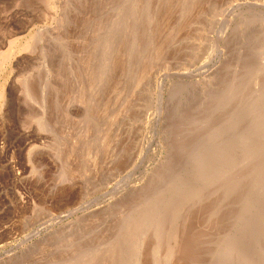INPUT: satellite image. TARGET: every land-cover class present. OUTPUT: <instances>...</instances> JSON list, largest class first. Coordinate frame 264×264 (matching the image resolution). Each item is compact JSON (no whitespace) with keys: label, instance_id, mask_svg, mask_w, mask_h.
I'll return each mask as SVG.
<instances>
[{"label":"rangeland","instance_id":"1","mask_svg":"<svg viewBox=\"0 0 264 264\" xmlns=\"http://www.w3.org/2000/svg\"><path fill=\"white\" fill-rule=\"evenodd\" d=\"M0 264H264V0H0Z\"/></svg>","mask_w":264,"mask_h":264},{"label":"bare ground","instance_id":"2","mask_svg":"<svg viewBox=\"0 0 264 264\" xmlns=\"http://www.w3.org/2000/svg\"><path fill=\"white\" fill-rule=\"evenodd\" d=\"M32 90V89H31ZM160 199H162V198H160ZM143 206V205H142ZM137 208V207H136ZM159 213V212H158ZM136 216V215H135ZM147 216V215H146ZM149 218V217H148ZM130 221V220H129ZM131 242V241H130ZM134 243V242H133ZM130 244V243H129ZM127 245V244H126ZM120 246V245H119ZM130 249V248H129ZM111 250V249H110ZM156 250V249H155ZM86 251V250H85ZM96 251V250H95ZM162 251V250H161ZM236 251V250H235ZM190 252V251H189ZM95 253V252H94ZM228 253H229V251H228ZM83 255V254H82ZM128 255V254H127ZM169 256V255H168ZM90 262V261H89Z\"/></svg>","mask_w":264,"mask_h":264}]
</instances>
